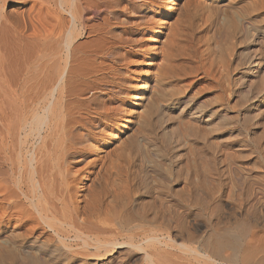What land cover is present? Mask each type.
<instances>
[{
	"label": "bare ground",
	"instance_id": "bare-ground-1",
	"mask_svg": "<svg viewBox=\"0 0 264 264\" xmlns=\"http://www.w3.org/2000/svg\"><path fill=\"white\" fill-rule=\"evenodd\" d=\"M153 2L0 0V264H264V84L246 85L227 115L206 114L227 147H184L199 123L169 133L160 81L159 98L139 104L131 41L111 29L122 4L132 28ZM36 90L41 111L14 128ZM156 118L164 147H138ZM13 137L24 147H8Z\"/></svg>",
	"mask_w": 264,
	"mask_h": 264
},
{
	"label": "rangeland",
	"instance_id": "rangeland-1",
	"mask_svg": "<svg viewBox=\"0 0 264 264\" xmlns=\"http://www.w3.org/2000/svg\"><path fill=\"white\" fill-rule=\"evenodd\" d=\"M161 1L162 0H154L153 4L151 5L147 4L142 9L141 12L136 13L133 11V13H135L136 20H138V22L135 21L136 26L134 25L132 26V28L130 27L131 25L129 23H126L129 20L127 18H129L132 15L131 13L132 11L129 8L130 6H127L126 3L121 5L120 8L121 10L117 13L118 15L116 14L115 11H114L115 14L110 15V18L111 17L114 18V16L117 17V20L111 18L112 26L113 25L116 26V28L111 26V29H113L112 33L114 32L113 35L114 36L125 35L123 37L125 38L128 37L129 40L127 39V41L128 42L131 41L129 43L127 42L128 44L125 47L126 50L128 49L127 59L128 57L129 59L127 60V62L132 63V65L130 66L133 70L132 80H130L127 85H130L131 81L133 82L135 81V83L140 84V87L137 90L138 92L136 91V94L139 96V101H140L139 104L142 105L143 104L142 102H144L145 98L151 97L152 94H155L154 99L159 98L160 95L154 93V91L152 90L153 89L152 85L154 84L153 82H159V81L163 82L164 91L165 90L167 91L165 93H167L168 96L167 97L166 94L163 92V100L166 101L168 104L171 103L164 111L165 120L166 119L168 120L169 118L168 122H170L171 125L169 129L170 130L169 133L171 134L172 132H174V130L176 131V133H179L181 128L184 126V124H186L185 121H187V124L189 122H190L189 124H192L193 122L196 121L195 127L197 126L196 123L197 124L199 123L197 128L200 126L199 127L200 130L196 129V136L198 135L197 139L191 142L188 141L189 145H186L187 144L186 142L184 144V147H191L193 144L194 145L192 147H208V146L215 147V145L217 147L219 146L227 147L225 145H227V143H229V141L231 140L229 139L228 142H226L227 140L224 136V133H222L224 132V125H222L223 123L220 121V119H218L217 116H212L210 117L211 120L207 119L206 122H204V120H206V118H209L206 116V114L207 115L211 114L213 111L222 113V115H227L228 113H230L229 112L230 110L228 111V109H231L233 104H235V106L237 104H240L241 103L240 98H245L244 95L247 93H242V92L243 91L246 92V87L252 84L251 83L252 80L254 81L253 83L255 84H257V82L258 84L261 83L264 84L263 81L264 78H262L264 77V62H263L264 61V45H263L264 44L263 41L264 0H243V1L242 0H172V1L163 0L162 2ZM163 2L164 4H162ZM123 5H125L126 7ZM144 17L146 18V20ZM162 18L164 19V21H160V19ZM123 21L125 22V25ZM136 22L140 25L137 26L138 24ZM162 26H163L164 35L158 39L157 38L158 30H160ZM133 30L135 32H133ZM156 39L159 40V43L157 44L155 41ZM60 42L61 40H58L57 45H59ZM258 44H260L261 48ZM57 45L54 46L55 52L57 48L58 51L60 50L59 48L60 46L58 47ZM247 52L251 53V55H249V53L247 54ZM244 53H246V55L248 56H246ZM251 56H253V61H254L253 64H250V60L252 59ZM242 61H243V65L241 67ZM147 63L149 65L146 66L145 64ZM142 68H146L147 70V74L144 77L145 79H143V77L139 75L140 74L139 72L141 71ZM160 70L161 72L163 71L162 74L159 73ZM244 72L246 73V76ZM239 75H241L240 78L242 76L243 77L240 79ZM160 76L165 77V79L164 78H163L164 80H162V78L160 79ZM242 80L244 81V83ZM37 91L38 90H36V92ZM38 92L33 94V96H31L28 99V101L24 102L25 104L27 103L26 105L24 103L20 105L21 113H17L18 115L16 114V117H14L13 120V124L14 121H16L17 119L18 120L16 122L20 121L21 118H23L24 120L25 115L28 117L31 116L27 118L30 119L29 121H32V117L35 115L36 110H38L37 112L41 111L43 102H41L42 98L41 96L39 98ZM171 95L174 96L172 97ZM37 96H38V100L36 99ZM143 96H145V98ZM177 96L179 97L180 101L178 100ZM140 97H142L143 99ZM166 99L167 100L170 99L171 102L167 101ZM151 101H153V99L151 100L149 99V102ZM175 101L176 103H174ZM235 101L237 104L235 103ZM202 105H204L205 107ZM22 106L24 107L22 108ZM196 106L199 107H197L196 109ZM201 106L202 108L203 107L204 108L201 109L200 108ZM208 106L212 108H209ZM139 108L140 107L136 108V111L134 112V118L137 115L138 116L140 115L139 111H141V114L143 112L146 113L143 107L140 109ZM198 108L200 109L198 110ZM225 109L227 110V112ZM23 110H25V112ZM31 110L33 111L32 113L30 112ZM193 110H195V112ZM197 111H201V112L203 111L202 112L203 114L201 116L202 119L200 117H197V119L195 118ZM22 113L25 115H23ZM231 113L233 115H236L235 111ZM19 114H22V117H20L21 115ZM170 118L172 120H170ZM159 119L156 118L155 120H153L152 122L153 125L151 124V128H150V133L152 132V137L154 136L153 137L154 143L143 141L140 142L141 146L138 145V147H151V146L158 147V145H160L159 147L161 146L164 147V144H162L163 142V139L161 138L162 135L156 130L157 129L156 125L158 124L159 121H161V118ZM156 120L159 121L156 122ZM181 121L184 122L182 123ZM16 122L14 124L15 126L13 127L14 128L17 127L16 129H18L21 123L20 122L16 123ZM214 124L217 125H215V127L213 126L212 129V125ZM205 125L207 128H205ZM174 126H176L179 129L173 128ZM219 127L221 128V130ZM201 128L203 129L202 131ZM156 131L158 137L156 134L153 133V132L156 133ZM202 136L203 139L205 138L204 140L202 139ZM13 138L8 139L9 141L7 140L8 143L10 142L9 144L7 143V146L9 147L10 145V147H21L22 144L18 142L19 139L16 141L17 137H15L14 139ZM200 138L201 140H199ZM235 138L237 139V140L235 139L237 144L240 142V139L242 141V137L239 135L236 136ZM257 138H260V136L254 138V140H259ZM220 140L222 141L220 142ZM223 141L225 142L223 143ZM196 143H198V145ZM0 144L1 147H5L4 145L2 146L3 144L2 141L0 142ZM15 153H17V150ZM15 153L13 155L14 159L16 155ZM15 161L16 160H14V162ZM3 236L4 233L0 234V241L2 239L4 240ZM0 243L2 244V242Z\"/></svg>",
	"mask_w": 264,
	"mask_h": 264
}]
</instances>
